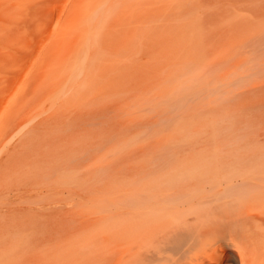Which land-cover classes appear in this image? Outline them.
<instances>
[{
  "label": "bare ground",
  "instance_id": "bare-ground-1",
  "mask_svg": "<svg viewBox=\"0 0 264 264\" xmlns=\"http://www.w3.org/2000/svg\"><path fill=\"white\" fill-rule=\"evenodd\" d=\"M179 1L0 0V264H264V137L217 135L209 155L175 159L173 153L161 167L127 181L120 173L114 179L102 173L116 170L129 144L102 157L98 129L86 132L85 123H116L122 103L129 113L128 101L147 94L145 78L154 76L147 69V77L136 76L141 85H132L135 55H142L156 28L163 30L167 15L197 7L181 11ZM207 11L192 17L203 15L205 24ZM193 22L187 20L189 28ZM197 27L194 38L187 25L186 34L180 31L191 46L197 34L207 37L206 24L204 32ZM186 36L180 37L182 55ZM200 43L197 60L210 51ZM210 60L206 56L204 64ZM147 107L146 101L143 113ZM182 120L189 123V116ZM115 134L104 138L111 142Z\"/></svg>",
  "mask_w": 264,
  "mask_h": 264
},
{
  "label": "rangeland",
  "instance_id": "rangeland-1",
  "mask_svg": "<svg viewBox=\"0 0 264 264\" xmlns=\"http://www.w3.org/2000/svg\"><path fill=\"white\" fill-rule=\"evenodd\" d=\"M183 1L180 0L178 2V4H180L181 11L184 10L185 7L187 9V6L189 5L192 6L195 5L197 7L193 9L192 13L178 12L176 15H172L171 17L170 15H167L166 16L167 19H165V22L168 25L167 32H166L167 25H164L165 27L163 26V30L161 27L158 29L156 28L157 32L155 31L152 32L153 34L151 33L150 40H148L146 44L143 46L145 51L142 53V55L141 56L139 54L135 55V61L133 62V64H137L138 68L136 67L137 74L136 75L134 74L135 76L133 78L132 85L134 84L133 86L136 87L135 86L136 81L138 80L139 76H141V74L142 77L144 74H145L144 77H147L146 74L148 70L152 71V76H154L150 78L151 76L149 77L148 74V77L145 78L147 80V85H148V91L146 92L147 94L145 95V93H143L144 91L138 92L137 94L139 95L140 98L134 99L132 97L133 101L132 99L128 101V104L131 105L127 107V109H129L130 111L129 113L123 112V109L126 108L127 104L122 103V110L121 111L119 110L120 114L118 115L116 123H101V124L98 123L96 125H93V127L91 125L92 123L90 124L85 123L86 132L89 134H92L94 131H96V128L98 129V133L95 134L96 136L94 137L97 138L96 144L99 147V153L102 155V157H107V154L109 152H111L110 153L111 155H113L118 151L120 152L121 150H123L124 145L129 144V146H127V148H125V150L121 152L120 160L118 159L116 160L115 162L117 163L115 164L116 167L114 166L116 170L114 169L113 171L108 172L106 174L102 173L103 176L108 175L111 176L110 177L111 179H114V176L120 173L118 176H121L122 177L121 179H124L123 177L125 176L128 179L127 181H129L133 179L131 178L132 176L138 175L137 173L144 172V170L146 171L149 168L154 169L156 167H161L163 163L165 164V162L169 160L168 158L173 153L175 154L174 156L175 159H178L179 157L182 156L195 157V156L209 155L210 143L214 141L213 139L217 135L219 136V139L220 138L224 139L228 137V135L230 136L238 135L244 139L264 137V60H263L264 36H262L264 35V0H220V1L185 0L186 2ZM181 6L183 8H181ZM203 9L204 11H207L208 9V11L206 12L207 14H209L210 12L209 15H206L205 13L206 17L204 15V18L208 21V22H204L206 24V29L204 30H206L207 37L205 35L204 30L202 29L203 25H205L203 24V22H201V18L203 17V15L201 16L200 19H199L200 17L199 15L193 19V17L196 16V14H198L200 10L201 11L199 12V14H203L204 12ZM196 18H198V20H195ZM204 18L202 19V21H205ZM170 19H172L173 22H170ZM189 19H191V21ZM187 20L188 22H193L192 20H194L193 28H189L191 23L188 26ZM198 21H200L201 25ZM184 22L188 27V34L191 33L190 36L193 38H194V32L196 30L194 27H197V24L198 26H202L200 29H202V32H204L202 33L204 36L202 35V38L199 36V39L201 38L200 39L201 43L202 41L205 42L202 43V47L204 48V46L206 45L205 47L208 46L210 51L207 52V48H205L206 53L208 55H206L204 51L205 55L203 56V59L199 58L200 61L199 59L198 60L196 59L197 52H195V49L196 51L198 50L199 53H201L202 51L201 48L199 49L200 41L199 39H197L198 34L195 36V40L192 39V41H195V44L193 42L192 44L194 46L193 45L191 46L190 44L191 38H189L190 40H188V37L190 36L188 35L187 37L185 35L187 33V30L185 32L186 25L184 26L185 24ZM196 22L198 23L196 24ZM179 23L181 24V26ZM249 25L252 26V28ZM177 27H181V28L178 29L177 33H175ZM171 28L175 29L173 30V33L168 32V30L172 31ZM160 29L161 31H158ZM198 29L199 28L197 27V33L201 32ZM208 29L210 34L208 33ZM180 31L185 32V34L183 32L180 34ZM160 32L161 35L163 36H160L159 34ZM155 33H158L160 37L159 36L157 37V35H155L154 37ZM165 33H167V35L169 34L170 36L173 35L172 41L177 40L178 44L180 43V37L182 35L184 38L185 36L187 37L185 43L181 42L182 46L185 48V52H184L185 56L182 55L183 53L179 51L180 48L182 50L180 44L179 45L177 44L178 47L172 46L174 45L175 41L173 42L171 41V44L168 43L166 44V42L170 41L171 38L169 37V35L167 36ZM174 33L175 36H177L178 38L177 37L176 39L174 38ZM199 35H201V33ZM152 36L154 38H151ZM163 37H164V41H162ZM165 37H167V40H165ZM158 38L160 43L157 42ZM153 39L155 43H159V44L154 43L155 47L153 46ZM206 39L208 42L206 41ZM181 41H183V39H181ZM186 42H187V46H186ZM188 44H190L191 47ZM158 45L159 48L161 49L156 48L158 47ZM164 45H166L167 47H165ZM149 46H151L152 51L149 48ZM186 47L189 48L186 49ZM147 48H148V52L149 51L153 52L152 58L150 57L151 56L150 52L148 54V52L146 51ZM153 49H155V51ZM187 50L189 51V58L187 55L188 54ZM159 51L160 53H157ZM154 52L156 54H154ZM170 52L172 55H170ZM190 52H192L193 58L190 57L191 56ZM179 53H181L182 56ZM175 54H178V57ZM194 54L196 55L194 56ZM230 54L232 57H230ZM161 55L163 56L162 57L163 61L161 59ZM169 55L171 56V58ZM155 56H157L156 59L153 58ZM164 56L168 60L167 63L166 61H164L165 58ZM206 56L214 59V60H210V62L212 61V63L209 62V65L207 66L206 64H204L203 61ZM175 57L177 58L175 59ZM225 58L228 59H226L225 61L224 60ZM157 59H161L162 63L160 66L162 68L159 65L156 68L155 66L156 62H158V64L160 63V60L158 61ZM140 60L142 62L143 60L144 62H146L147 60L151 61L152 66L150 62L149 63L147 62V64L144 63L146 64L145 67L143 63L140 64L141 63ZM201 60L203 63H201ZM220 60L221 62H219ZM210 64L212 65V67ZM139 65L142 71H139L140 69ZM207 67L210 68L208 71H207ZM144 68H146V71L145 70L143 71ZM134 70L135 67L132 70V73L135 72ZM156 70H158V72L155 76L154 74L156 73ZM138 71L141 73L138 74L139 73ZM214 72L216 75L218 74L216 77H214L215 76ZM149 73L151 74V72ZM246 74L247 75L252 74V75L246 76ZM136 76L138 78H136ZM135 79L137 80L135 81ZM229 80L231 82H229ZM209 81H211L210 84ZM235 82L237 83L238 87L236 84H233ZM248 82H250L249 85H247ZM137 84H138L137 86L138 88L141 84L139 82H137ZM234 85L235 87L233 88ZM207 88L208 91H206ZM192 89L194 90L191 91ZM203 89L206 91V93L204 92L205 94L202 93ZM222 90H224V92H222ZM178 92H180L181 94L180 98L183 96L182 98L183 100H181V105L178 104L180 103L179 100L180 98L179 97H178L179 99L175 98L177 97V95L179 96ZM188 92H190L191 94ZM198 93L199 94L202 93L203 95L200 94V97L198 98L196 97L197 100L195 99L194 101H192L191 99H193L195 95H197ZM207 94H208V98L206 97ZM169 97H173L170 98L173 99L172 102L170 99H167ZM148 98L151 101L148 100ZM166 99L169 101H164ZM146 101L148 103V107L150 110L147 107L146 111H144L143 113L142 111L145 110L143 106ZM162 101H164V104L162 103ZM201 102L202 103L204 102L202 106H201ZM138 103L140 105H136ZM156 104H159L158 109ZM175 106H178L179 108L176 107L177 108L176 110ZM152 107L153 109H151ZM189 107L190 109L188 110ZM139 109L140 110L143 109V110H141L140 112ZM159 109L162 110L161 113ZM168 112L169 113L171 112V114H166ZM158 113H160V115ZM165 115L166 116L172 115L170 117H173L172 119L174 123L172 122V119L170 117L166 119ZM180 115H181V119H183L182 121H184V119L186 118L188 121V116H189V121H188L189 123H184L183 125V123H181V119L179 120ZM205 115H207V117L210 115L209 119L211 121L215 118L216 120H213L214 122L217 121L218 118L220 120L223 118L222 119L223 123L222 122L219 123L220 121L219 119L218 122H216V124L214 122L211 123V121H207L208 118H206ZM216 115L219 116L217 117ZM160 117L165 118L167 122L163 118L160 119ZM177 117L178 119L176 120L177 122L175 123V119ZM190 118L191 119L195 118L194 119L195 123L194 120L193 121L191 120L192 122H190ZM196 118H198V120H196ZM162 119L164 121L159 122V120ZM224 119L226 120V122H224L225 121ZM227 119L229 120L227 121ZM202 120L204 121V123L202 122ZM155 123L156 125H153ZM181 125L184 126V128H182ZM150 126L151 127L153 126L154 128L151 129ZM217 131L220 132V134ZM114 133H116L115 139L109 142V139L114 136ZM168 133H170L171 135L170 134L168 135ZM89 134L88 135L85 134L87 136V139L90 136ZM156 135L158 136V138H154V136L157 137ZM151 136H153V139H151L152 138ZM104 137H108L109 139L107 140ZM162 137H167V138H162ZM154 139H158V140H154ZM118 146H120V149L118 148ZM100 148L102 149L101 151ZM120 161L122 162L121 164H119ZM108 169L111 168L108 167ZM117 180L120 179L117 178ZM99 184L100 182L98 183V185Z\"/></svg>",
  "mask_w": 264,
  "mask_h": 264
}]
</instances>
